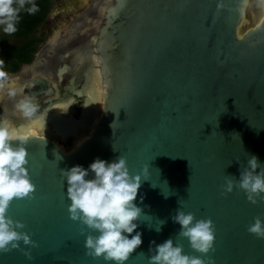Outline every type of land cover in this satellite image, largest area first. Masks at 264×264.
<instances>
[{
    "label": "water",
    "instance_id": "1",
    "mask_svg": "<svg viewBox=\"0 0 264 264\" xmlns=\"http://www.w3.org/2000/svg\"><path fill=\"white\" fill-rule=\"evenodd\" d=\"M244 2L111 0L94 43L84 44L97 57L104 85L91 132L87 112L95 95L92 84L81 79V63L73 66L63 58L54 80L28 78L26 93L43 105L32 118L71 101L64 114L73 128L61 132L64 149L44 136L29 137L26 167L35 189L31 199L14 198L7 214L23 223L19 231L35 246L19 242L0 252V264H106L86 255L85 236L69 218L60 169L75 164L87 169L97 158L112 162L118 155L130 175L147 166L134 201L142 209L136 229L142 243L124 264H148L149 242L169 237L205 264L208 258L212 264H264V239L247 231L254 217L264 220V200L251 203L235 186L221 195L225 177L238 178L252 155L264 167V0H251L248 26L239 36ZM67 70L62 83L59 74ZM53 122L49 127L58 131ZM24 124L18 120L15 126ZM178 208L212 220L215 237L208 253L176 236L179 225L170 217Z\"/></svg>",
    "mask_w": 264,
    "mask_h": 264
},
{
    "label": "clouds",
    "instance_id": "2",
    "mask_svg": "<svg viewBox=\"0 0 264 264\" xmlns=\"http://www.w3.org/2000/svg\"><path fill=\"white\" fill-rule=\"evenodd\" d=\"M33 10L34 7L30 9ZM16 12L12 0H0V25H3L4 32L16 30ZM0 90L12 97L22 91V86H15L6 73L0 71ZM15 108L23 118L30 120L37 106L30 97L23 96L15 103ZM35 135V132L21 133L0 123V252L18 248L19 242L35 246L28 233L19 231L24 227L23 223L7 214L14 198H32L35 185L26 167L25 145L29 137ZM60 172L69 201V218L78 223L80 235L85 236L86 255L102 258L106 264H124L142 243V234L136 230L142 209L134 201L141 177L147 179V166L140 174L130 175L126 159L118 155L112 162L97 158L87 169L75 164L60 169ZM234 186L242 190L251 203H256L257 197L264 200V167L255 155L240 169L238 178L225 177L221 195L231 192ZM170 218L179 225L176 236L186 239L192 250L206 254L213 248L215 232L211 219L196 218L192 212L179 208ZM156 230L159 231V227ZM247 231L264 239V220L254 217ZM25 255L31 258L28 250ZM148 264H205V260L184 252L183 245L169 237L161 243L149 242ZM208 264H212L211 258H208Z\"/></svg>",
    "mask_w": 264,
    "mask_h": 264
},
{
    "label": "rangeland",
    "instance_id": "3",
    "mask_svg": "<svg viewBox=\"0 0 264 264\" xmlns=\"http://www.w3.org/2000/svg\"><path fill=\"white\" fill-rule=\"evenodd\" d=\"M23 1H29V0H12V6H17ZM251 6V1L247 3L246 9L249 10ZM46 16L43 19V21L34 29V31L29 36V39H33V46L34 51L31 56V60L28 63L20 64L19 67L15 71H10V61L6 55V53L10 50L11 47L17 46L21 43L20 37L16 35V31L12 33H6L3 31V25H0V61H3L2 64H0V71H3L6 73L8 79L11 81L14 77H20V75L28 68L34 67L35 65L43 66L44 63L48 64L49 70L44 75L51 80H54L55 70L58 65H56L52 61L53 58L56 56L59 57V53H61L60 48L58 50V53L55 55L53 54L51 49H46L50 45H53V40H60L63 36H65L67 33V30L69 29V25L75 21L79 16H84V18L88 21H92L94 14H96V6H95V0H49V4L47 7ZM248 13L245 15L244 23L242 25L243 29L248 26L249 17ZM15 27H16V21H15ZM69 46L77 47L78 45L76 43H71ZM63 50V49H62ZM47 51V52H45ZM89 49L84 47L83 51L81 52L82 60L80 61L81 65V79H87L88 71L90 72V55H89ZM43 54V55H41ZM71 54V53H69ZM70 56V55H69ZM67 56L65 58L66 61H70V57ZM58 64H61L59 58H57ZM38 74V73H37ZM51 74V75H50ZM68 76H65L61 79L62 83L66 81V78ZM72 81V80H71ZM20 85H23V82L18 81ZM60 82V84L62 85ZM77 86L76 83L73 82V84H70V88L72 91H74L75 87ZM25 87V86H23ZM24 90V88H22ZM78 92L80 90H75V92ZM2 92L3 90H0V104L2 102ZM69 100V98H67ZM99 113V111H98ZM62 115L58 114L54 118L53 125L59 132H72V126H73V119L69 116H66V114L61 113ZM88 114V112H87ZM19 118L16 120L18 121ZM22 122H28L31 121L27 120L25 118L20 119ZM16 123L14 122V126ZM70 126L69 130L68 127ZM47 136V135H46ZM55 142L62 145V147H66L65 144L60 143L56 138H52ZM77 143V142H76Z\"/></svg>",
    "mask_w": 264,
    "mask_h": 264
},
{
    "label": "flooded vegetation",
    "instance_id": "4",
    "mask_svg": "<svg viewBox=\"0 0 264 264\" xmlns=\"http://www.w3.org/2000/svg\"><path fill=\"white\" fill-rule=\"evenodd\" d=\"M107 2L108 1H105V0H103V2H102V0H95V6H96L97 10H96V14H94V16H93L92 21L86 20L84 18V16H79L75 21H73L69 25V29L67 30V32H66L67 34L65 36H63L60 40H53V43H52L53 45H50L48 48H46V49H51L50 51H52L53 54L55 55V53L56 54L58 53L59 47H61L60 48L61 53H59V55H58L59 57L56 56L55 58L52 59V61H55L54 63L56 65H58L55 71H57L58 67L60 66V64H58V62H57V58H59L60 62H62L63 58L65 56H67L69 53H71L70 54L71 56H69L71 58L70 62H72V60H73L74 63H79V61H81V58H80L81 57V53L79 51L83 50V48H84L83 44L85 42V34L87 32H89V31H91V30H94L97 27L98 23L100 22V17L104 13L105 6H106ZM93 40L94 39H89V42L92 43ZM73 42L76 43L78 46L77 47L75 46L73 48L71 46H69V44H71ZM45 52H47V51H45ZM41 55H43V54H41ZM91 63H92L93 66L90 68L91 69L90 72L88 71V79L91 80V82H93L95 84V86L97 85L96 86V89H97L96 95L98 96L99 105L101 107V89L98 86L100 84V82H101V74H100L99 69H98L99 62H98L96 56H92ZM48 70H49V68H48V64L47 63H44L43 66L35 65L34 67L27 69L21 77H14V78L11 79V82L15 86H17V87L22 86V88H24V90L22 89V91L18 92L15 96H12V97H9L7 95L6 91L2 92V96H1L2 102L0 104V121H5V124H7L9 127L18 129L16 126H14V122L15 123L17 122V120H16L17 118H19L18 120H20V119H23V117L16 110L15 103L19 99H21L23 96L30 97L26 93V91H27L26 88L23 87V86H26V84L28 82V78L30 76H32L33 74H37L38 73V74L45 75ZM54 75H55V73H54ZM54 75H51V76H54ZM66 75L67 74L61 75L59 77V79H62ZM18 81L23 82V85H20L18 83ZM35 88L36 87H33V89H35ZM42 106L43 105L41 103L40 107H42ZM58 106H60V107H59V110L57 111V107ZM69 106H70L69 103H67L65 105H63V104L56 105V106L53 107L52 113L53 114H56V113L57 114H59V113L61 114ZM40 107H39V105L37 106L38 109H40ZM41 114H39L35 118H31V121H28V122L26 121L25 124L26 123L27 124L25 126V130L29 129V126H30L31 122L38 121L37 126L34 125L33 128H32L33 132H35L36 135L40 134V135H42V136L47 138L48 135L46 133H49V135L52 134L48 129H50V130H52V129L50 127L48 128L47 125H44V123L47 122L50 119V117H49L50 115L45 116V117H43L41 119H37V118H39L41 116ZM21 129L22 128H20L18 130H20L21 133H25V130H23L24 132H22ZM55 143L58 144L57 142H55ZM60 147L62 148V145H60Z\"/></svg>",
    "mask_w": 264,
    "mask_h": 264
},
{
    "label": "trees",
    "instance_id": "5",
    "mask_svg": "<svg viewBox=\"0 0 264 264\" xmlns=\"http://www.w3.org/2000/svg\"><path fill=\"white\" fill-rule=\"evenodd\" d=\"M49 0L23 1L14 6L16 12V35L20 37L21 43L11 47L6 53L10 61V71H15L20 64L28 63L34 51L33 39L29 36L46 16ZM34 7L35 10L30 11Z\"/></svg>",
    "mask_w": 264,
    "mask_h": 264
},
{
    "label": "bare ground",
    "instance_id": "6",
    "mask_svg": "<svg viewBox=\"0 0 264 264\" xmlns=\"http://www.w3.org/2000/svg\"><path fill=\"white\" fill-rule=\"evenodd\" d=\"M105 1H108L107 3H106V6H105V10H107L106 9V7H107V5L109 4V2L111 1V0H105ZM251 0H245V2H244V7H243V9H244V13H243V16H242V19H241V23H240V26L238 27V30H237V33H238V35L239 36H241L242 35V33H243V31H244V29H243V27H242V25H243V23H244V18H245V15L247 14V9H246V7H247V3H249ZM102 2H103V0H102ZM104 10V11H105ZM104 14V13H103ZM102 20V16L100 17V21ZM242 21H243V23H242ZM99 24V23H98ZM97 28V27H96ZM95 28V29H96ZM95 29L94 30H91V31H89V32H87L86 34H85V42L87 41L88 43H90V44H93L94 43V41H95ZM90 33H92L91 35H90ZM88 39H87V38ZM89 39H94L93 40V42L91 43V42H89ZM85 42H84V44H85ZM84 44H83V46H84ZM81 49V48H80ZM80 52V51H79ZM73 54V53H72ZM70 54H68L67 56H69ZM80 55V54H79ZM71 56V55H70ZM92 56H96L95 54L94 55H92ZM91 56V57H92ZM66 57V56H65ZM65 57H64V59H65ZM90 57V63H91V58ZM81 58V60H82V56L80 57ZM72 63H74L73 62V60H72ZM75 64V65H74ZM73 64V66H78L79 64H80V61H79V63H74ZM99 65V64H98ZM93 65H92V63H91V67H92ZM90 67V68H91ZM32 68V67H31ZM29 69V68H28ZM27 70V69H26ZM25 70V71H26ZM24 71V72H25ZM24 72L20 75V77L24 74ZM67 73L66 74H68V73H70L68 70L66 71ZM88 73V72H87ZM33 75H42V74H33ZM61 75H65L64 73H60L59 74V77L61 76ZM42 76H44V75H42ZM53 80V79H52ZM60 81H61V79H59ZM60 81H59V83L58 84H56V82H54L57 86H59V85H61L60 84ZM88 81V82H87ZM103 82H102V79H101V82H100V84L98 85L99 86V88L101 89V95H102V93L104 92L103 90V87H104V85L102 84ZM86 84L87 85H90V84H92V87H93V94L95 95L94 97L92 96V98H93V102H94V104L93 105H91V112H88V117L91 119V121H92V125H91V129H90V132H91V130H92V128H93V124L95 123V121L97 120V118H98V116H99V114H100V112H101V107H100V105H99V100H98V96L96 95V91H97V89H96V86H95V84L93 83V82H91V80H89L88 79V76H87V79H86ZM67 103H69L70 104V106L64 111V112H62V113H66V111L71 107V101H68V102H66V100L63 102V103H58V104H55L54 106H56V105H59V104H63V105H65V104H67ZM102 103V102H101ZM53 106V107H54ZM53 107L50 109V110H48L47 112H44V113H42L41 114V116L39 117V118H37V119H41V118H43V117H45V116H48V115H50L49 117H50V119L47 121V122H45L44 123V125H47V127L49 128V124H50V122H51V120H54V117H56L58 114L56 113V114H53L52 113V110H53ZM59 107L60 106H58L57 107V111L59 110ZM100 107V108H99ZM98 111H99V113H98ZM60 114V113H59ZM0 123H4L5 124V121H0ZM47 123V124H46ZM49 123V124H48ZM27 124V123H26ZM26 124L25 125H23L24 127L21 129L22 130V132H24L23 130H25V126H26ZM37 124H38V121H33V122H31L30 123V126H29V129L28 130H25V132H33V130H32V128H33V126L35 125V126H37ZM84 124H83V122L82 123H78L77 124V126L76 127H78V128H81L82 126H83ZM52 134H50L49 135V133H46L47 135H48V137L47 138H49V139H51V140H53L52 138H56L60 143H62V144H64V138H63V136L61 135L62 133L61 132H59V134H58V131H52V130H50V129H48ZM65 134H69V133H71V132H64ZM89 132L87 133V134H83V135H81V136H79L78 138H77V140L75 141V143L73 144V147H75V146H77L78 144H80L81 143V141L82 140H84L85 138H87L88 136H89ZM37 135H39V136H42V135H40V134H37ZM54 142V141H53ZM77 142V143H76ZM55 143V142H54ZM56 144V143H55ZM58 147H60V144L58 143V144H56ZM61 148V147H60ZM62 149H64V147H62Z\"/></svg>",
    "mask_w": 264,
    "mask_h": 264
}]
</instances>
